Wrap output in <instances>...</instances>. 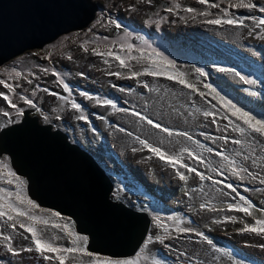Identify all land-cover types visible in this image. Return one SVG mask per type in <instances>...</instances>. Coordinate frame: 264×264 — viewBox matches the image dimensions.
<instances>
[{
    "label": "rangeland",
    "instance_id": "374dc122",
    "mask_svg": "<svg viewBox=\"0 0 264 264\" xmlns=\"http://www.w3.org/2000/svg\"><path fill=\"white\" fill-rule=\"evenodd\" d=\"M92 2L97 9L84 27L63 33L41 48L27 49L0 65V93L12 101L10 104L0 95V130L19 122L24 110L32 109L41 123L64 130L73 142L88 148L105 165L115 182L113 199L151 213L150 233L141 252L131 258L93 253V259L97 255L101 261L139 256L140 264H264V247L261 246L264 234L241 231L255 220L264 219V183H261L264 147L242 138L230 128L225 130L229 120L218 110L216 123L212 116L205 117L203 112L211 110L208 101L218 104L212 96L201 98L199 92L168 76L145 72L146 67L153 66L154 59L166 71L184 73L185 78L206 95L208 90L203 85L211 83L245 111L253 115L264 112V38L261 36L264 27H256L255 21L247 19L259 18L264 13L258 8L230 7L248 0ZM253 2L264 5V0ZM217 4L219 7L214 6ZM226 8L227 13L223 11ZM237 16L245 18L243 26L208 23L219 17ZM128 45L134 47L129 49ZM153 50L174 62V67L162 63L161 57L149 59ZM109 52L113 55L106 54ZM115 55L124 58L125 64L121 65ZM197 68L204 69L208 75L198 74ZM219 68H235L256 80V84L248 85ZM133 72L140 75L133 76ZM5 83L11 87H6ZM242 98L246 104L242 103ZM28 99L33 101L32 105L26 102ZM105 100H111L115 107L105 104ZM73 103L81 108L74 109ZM18 109L23 110L22 114ZM136 112L140 116L135 115ZM82 116L85 118L81 119ZM144 116L154 123L148 124ZM229 117L236 119L231 113ZM257 118L264 117L258 115ZM155 123L162 127L156 128ZM163 127L169 128L171 134L165 133ZM222 136H228L229 142L220 139ZM235 139L244 142L235 144L232 142ZM141 141L179 156L182 163L173 168ZM221 151L236 163L230 165L229 160L217 155ZM241 153L254 157L256 163L244 160ZM193 154L199 155L201 160L197 161ZM183 164L211 179H200L197 173L183 168ZM238 166L248 171L235 175ZM9 168L15 172L9 156L0 157V172L5 174L0 186L15 190V183L7 185ZM177 169L188 179L181 180ZM15 174L23 181L25 195L30 198L27 179ZM228 183L233 184L236 192L226 187ZM240 196L246 200L240 201ZM247 201L254 205L251 215L229 208L232 203L247 206ZM34 202L39 206L34 213L48 220V224L36 222L41 238L51 237L54 246L71 247L74 237L68 233L79 234L74 221L62 214L53 216L57 211ZM20 219L27 221V217ZM5 221L6 218L0 217L3 251L0 264H59L56 259H43L34 250L18 254L10 251L9 244L16 250L32 246V241L20 233L29 237L31 234L19 225L13 230L12 222ZM54 224H68L69 229H58ZM161 224L169 229L164 243L155 239L165 235ZM177 224L195 231L177 233ZM199 232L207 235L213 244L203 241L197 235ZM60 254L65 256L64 264H88L87 253ZM45 255L55 257L56 254L45 252Z\"/></svg>",
    "mask_w": 264,
    "mask_h": 264
},
{
    "label": "water",
    "instance_id": "95a60500",
    "mask_svg": "<svg viewBox=\"0 0 264 264\" xmlns=\"http://www.w3.org/2000/svg\"><path fill=\"white\" fill-rule=\"evenodd\" d=\"M92 0H0V65L27 49L84 27L95 15ZM0 130V157L27 179L28 194L40 206L70 217L87 250L111 258L141 252L152 215L113 199L115 182L93 152L32 109ZM222 243V242H221Z\"/></svg>",
    "mask_w": 264,
    "mask_h": 264
},
{
    "label": "snow or ice",
    "instance_id": "6c2138e0",
    "mask_svg": "<svg viewBox=\"0 0 264 264\" xmlns=\"http://www.w3.org/2000/svg\"><path fill=\"white\" fill-rule=\"evenodd\" d=\"M150 2V0H149ZM200 3H208V0H199ZM215 7H219V5H214ZM230 7H236V8H246V9H257L260 13H264V5H258L257 3L253 2V0H248L247 3H237L234 5H230ZM188 11H193V9H188ZM225 13L228 12V9L223 10ZM244 19L242 17H234L229 19H224L223 17H219L216 19L209 20L208 23L211 24H228V25H244ZM247 19H251L255 21L256 27H264V16L261 17H255L251 16ZM119 26V25H117ZM251 34V33H250ZM262 38H264V33L261 34ZM123 47V45H121ZM134 45H128V48H133ZM107 55H113V53L109 52L106 53ZM100 55H105V53H100ZM152 57H161L162 63H164L166 66H172L174 67V62L169 61L167 57H163L162 53L156 52L153 50V52L150 54L149 59H152ZM115 59L120 62L121 65L125 64L124 58H122L119 55H115ZM152 67L151 68H145V72L147 74H150L152 76H168L169 79L176 80L179 84L186 86L187 88L193 89L194 91L199 92V95L201 98L207 99V96H212L218 104L212 103V101H208L209 104H211V110L204 111L203 115L205 117L212 116L213 117V123H216L215 117L219 113H222L225 118H228L229 122L228 125L225 126V130L228 128L231 129L232 132H238L242 138H247L250 141H254L257 143H260L262 147H264V118H257V116L264 117V112H260L257 115H253L251 111H245L244 108L238 107L237 104L233 103L232 99H229V97L226 94H222L221 91H218L216 87H213L211 83L204 84L203 86L208 90L207 95L203 91H199V89L196 87V84L190 83L186 78L185 74L182 72H176V71H166L164 70V67H161L156 60H152ZM221 72L225 73H231L235 77L239 78L240 81L245 82L248 85H254L256 84V80L249 79L247 76L242 75L241 71H237L235 68H219L218 69ZM195 71L198 74L208 75V73L204 72V69L197 68ZM116 75H120V73H116ZM133 76H139V72H133ZM2 82V81H0ZM6 87H11V85H8L5 83ZM147 87V85H145ZM64 87L67 89L68 85L65 84ZM0 95L5 96V99H8V102L11 104L12 101L8 98V96L4 93H0ZM85 96H87V93H84ZM29 105L33 104V101L31 99H28L26 101ZM105 104L113 105V102L111 100H105ZM13 107H16L15 104L12 105ZM72 107L74 109L81 108V105L73 103ZM115 107V105H113ZM18 111L22 114V109H18ZM120 111H127V109H120ZM229 113H231V117H236V119H231L229 117ZM5 115H8L5 113ZM135 115L140 116L139 112H136ZM81 119H84L85 117H80ZM144 120L147 121L148 124L152 125L154 122L151 119H148L147 116L143 117ZM156 128H161V124L155 123L154 125ZM219 126V125H217ZM165 133H170L169 128L163 127L162 129ZM185 136H187V133H184ZM220 139L224 140L226 143L229 142L228 136H222ZM235 144H242L244 141L242 139H235L232 141ZM142 144L149 147L151 151L160 159L167 160L169 163H171L173 168H176L177 165H180L182 163L181 158L176 155H169L168 153L161 150L159 147H153L152 145L148 144L147 141H141ZM187 151V149H185ZM210 151H212L210 149ZM195 159L197 161L201 160V157L199 155H195ZM217 155L221 156L225 160H229L228 156L225 155L223 151L218 152ZM242 156L244 160H250L253 164L256 163L254 157L252 156H246L244 154H239ZM235 160H229V164H235ZM183 168L187 169L190 172L197 173V175L200 177V179H211V177H205L202 172H198L196 168L189 167L187 164H183ZM179 178L181 180H187L188 177L184 174V172L179 171L177 169ZM247 172V168L239 167L238 170L234 171L235 175H240V172ZM223 175V172L220 173ZM7 185H13L16 184L15 190H13L10 187L0 186V217L6 218L5 223L12 222L11 228L13 230L17 229V225H19V228L24 229L26 233H30V237L26 236L25 233H20L22 237L25 239H30L32 241V246H29L27 249L20 248L18 250L13 249L12 245L9 244L8 248L10 251H13L14 253H17L19 251H36L39 253L43 259L45 260H52L56 259L59 261V264H64L65 256L61 255L60 253H87L88 256V264H140L139 262V256L133 259H111V258H105L103 261H101L96 256L95 259H93L94 254L87 251V236H81L77 233L69 232V236L74 237L71 239V247H60V246H54V240L49 237L47 239H42L40 234L38 233V229L36 227V222H42L44 224H48V220L42 216H38L34 213V209L38 208L39 206L30 198H28L25 195L24 188H23V181L20 180L19 177L16 176L15 172L11 171L9 168L7 172ZM5 178V174L0 172V180H3ZM243 179V176L240 177ZM223 183V181H221ZM261 183H264V180H261ZM228 189H232L233 192H236V188L233 186V184L228 183L226 185ZM240 201H245L246 198L243 196L239 197ZM201 207H205V205H201ZM230 209H235L237 211L243 212L246 215L252 214V209L254 208V205H252L251 201H247V206H243L242 204H236L232 203L229 204ZM53 216L59 217L60 213L56 212L53 213ZM27 217V221H23L20 218ZM225 219H229L226 217ZM234 219V218H231ZM259 225L260 227H257ZM162 227H164V236H156L155 239L159 241L160 243H164L165 238L169 234V229L161 224ZM53 227L55 228H63L65 231L69 229L68 224H64L61 226L60 224H54ZM195 231L194 229L190 227H181L179 224L176 226V232L177 233H189ZM242 232H252L257 234H264V219H257L255 220L253 225H248L245 228L241 229ZM203 241H206L209 245L213 244V241L209 239L207 235H205L203 232L197 233ZM7 239H11V237H8ZM149 241L152 240V237L150 236ZM264 247V245H261ZM45 252L48 253H55V257L51 255H45ZM154 264H159V262H154Z\"/></svg>",
    "mask_w": 264,
    "mask_h": 264
},
{
    "label": "trees",
    "instance_id": "16d2710c",
    "mask_svg": "<svg viewBox=\"0 0 264 264\" xmlns=\"http://www.w3.org/2000/svg\"><path fill=\"white\" fill-rule=\"evenodd\" d=\"M229 91H230L231 93H234V91H233L231 88H229ZM244 98H245V97H244ZM244 98H242L241 100L243 101L242 103H245V104H246V101H245ZM247 105H250V102L247 101ZM246 107H247V106H246ZM251 110L253 111L254 109L251 108ZM108 172H109V171H108Z\"/></svg>",
    "mask_w": 264,
    "mask_h": 264
},
{
    "label": "bare ground",
    "instance_id": "6f19581e",
    "mask_svg": "<svg viewBox=\"0 0 264 264\" xmlns=\"http://www.w3.org/2000/svg\"><path fill=\"white\" fill-rule=\"evenodd\" d=\"M237 31V33L239 32L238 31V29L236 30ZM227 45V44H226ZM44 46V45H43ZM229 46V45H228ZM86 236V235H85ZM87 238H88V236H87ZM3 251H2V245H0V253H2ZM109 257V256H108Z\"/></svg>",
    "mask_w": 264,
    "mask_h": 264
},
{
    "label": "flooded vegetation",
    "instance_id": "af4514ba",
    "mask_svg": "<svg viewBox=\"0 0 264 264\" xmlns=\"http://www.w3.org/2000/svg\"><path fill=\"white\" fill-rule=\"evenodd\" d=\"M86 149H88V148H86Z\"/></svg>",
    "mask_w": 264,
    "mask_h": 264
}]
</instances>
